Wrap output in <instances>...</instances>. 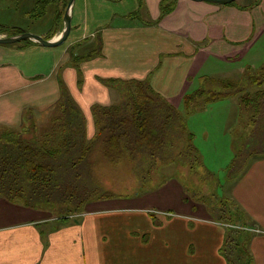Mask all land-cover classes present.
<instances>
[{"label":"rangeland","instance_id":"374dc122","mask_svg":"<svg viewBox=\"0 0 264 264\" xmlns=\"http://www.w3.org/2000/svg\"><path fill=\"white\" fill-rule=\"evenodd\" d=\"M244 1L235 0L233 3ZM39 4L30 5L26 0H0V23L29 31L24 27L37 23L41 27H49L57 22L52 18L51 8H44L39 13L41 10L36 9ZM251 5L248 7L252 8ZM139 14L142 19H150L147 13ZM250 16L255 23L250 38L237 42L235 46L225 42V57L219 56L220 48L217 46L208 49L213 51L211 55L204 52L199 57V64L195 62L189 70L193 75L189 79L191 84H158L156 88L169 98L181 114L187 115V127L196 133L194 143L200 147L202 164L198 168L197 165L192 166L194 159L190 156L170 159L159 166L154 163L152 166L155 167L149 165L148 169L144 161L143 165H136L137 168L128 159L112 164L101 160V149L96 146L84 165L88 173L86 176L89 177L86 179L89 194L85 199L80 200L78 196L63 201L59 198L41 199L33 203H25L22 198L7 199L26 207L46 223L52 221L55 229L76 225L81 240L83 236L87 242L102 248L103 255L91 250L90 257H102L112 264H129L133 258L146 262L151 261L146 258H154L152 264H184L187 246L189 252L193 247H200L199 243L203 242L221 248L228 229L223 223L225 212L233 214L229 210H235L229 191L233 189L236 177L243 173V169L239 172L244 166L243 160L247 158L245 165L251 164L259 158V153L264 152V123L258 117L254 118L253 108L243 107L238 94L189 114L184 95L202 87L212 88L213 83L204 80L206 75L244 85L248 84V76L260 73L264 67V6L251 10ZM212 40L208 39L207 42ZM19 42L12 44H23ZM84 42H90L89 51L101 52L100 35ZM75 48L72 47L71 51ZM162 57L163 54L155 59L150 58L147 69L155 67L151 63L153 60L158 65ZM79 60L76 61L77 83L74 84L72 80V84H68L61 79L58 99L40 115L33 113V106H30V110H26L24 123L15 126V129L26 125L36 129L45 126L52 115L58 112L60 103L66 100L67 107L74 105L83 115L86 136L89 140L92 138L95 132L92 106L122 100L123 93H120L118 86H124L109 84L108 77L92 69L85 70ZM143 73L139 72L138 75H147ZM54 87L55 84H35L30 87V92L54 96ZM259 87L253 86L249 91ZM18 93L16 89L9 94L16 96ZM254 137L263 139L253 143ZM235 155L241 157L239 167L230 170L229 165ZM205 168L211 174L206 173Z\"/></svg>","mask_w":264,"mask_h":264},{"label":"crops","instance_id":"0c3cea01","mask_svg":"<svg viewBox=\"0 0 264 264\" xmlns=\"http://www.w3.org/2000/svg\"><path fill=\"white\" fill-rule=\"evenodd\" d=\"M26 1L34 5L37 0ZM55 1L47 8H51L52 18L57 22L49 27L37 23L24 28L44 37L54 31L49 39L57 38L65 28V21L59 12L61 4ZM161 2L75 0L71 31L62 44L44 46L34 40L27 45L0 43V125L11 128L22 125L30 106L37 115L47 110L59 97L61 79L68 84L72 80L77 83V59L85 70H95L108 78L130 80L148 75L159 93L158 84H191L189 79L193 75L189 70L195 62L199 64V57L204 52L211 55L213 51L208 49L215 46L220 48L219 56L225 57V42L235 46L248 40L255 24L250 12L264 6V0L257 4L255 0H245L223 7L208 1L176 0L174 9L157 21ZM139 12L147 13L150 19H142ZM97 35L102 43L100 53L89 51L90 42H84ZM208 39L213 40L207 42ZM72 47H76L74 51ZM160 54H163L160 63L156 65L153 60L155 67L147 69L149 59ZM139 72L147 75H138ZM35 84H55L54 96L44 92L32 94L30 87ZM16 89L19 90L16 96L9 94ZM234 184L229 191L231 198L243 208L249 221L254 222L250 250L255 263L264 264V156L252 162ZM77 230L76 225L55 229L52 221L46 223L26 207L0 196V264H112L102 257L91 258V250L103 255L102 248L87 242L83 236L81 240ZM199 244L191 252L187 246L184 264H228L219 245ZM146 259L151 261L133 258L129 264L153 263L154 258Z\"/></svg>","mask_w":264,"mask_h":264},{"label":"trees","instance_id":"16d2710c","mask_svg":"<svg viewBox=\"0 0 264 264\" xmlns=\"http://www.w3.org/2000/svg\"><path fill=\"white\" fill-rule=\"evenodd\" d=\"M260 1L255 0L254 3ZM36 2L40 3L36 9L42 13L54 0ZM68 2L55 1L57 5L61 4L59 12L62 17ZM175 4L176 0H162L161 15L157 21L174 9ZM22 31L19 27L0 23V34L13 35ZM53 33L49 32L45 38H51ZM22 42L27 45L33 40ZM204 80L212 82L213 87H202L184 95L188 114L238 94L243 107L253 108L254 118L258 117L264 123V67L257 75L248 76V84L244 85L215 77L205 76ZM107 81L124 86H118L123 98L115 103L92 106L95 134L90 140L86 136L83 115L74 105L67 107L66 100L60 103L58 112L43 127L36 129L26 125L15 129L0 125V196L11 200L22 198L25 203L55 198L63 201L78 196L80 200L85 199L89 194V186H86L89 177L84 165L96 146L101 149V160L112 164L128 159L137 168L136 165H143L144 161L148 169L154 163L159 166L170 159L190 156L194 159L192 166L197 165L198 168L202 159L194 143V133L187 127V115L181 114L156 91L149 77L130 80L109 78ZM256 85L260 87L249 91ZM29 118L30 115L27 121ZM262 139L254 137L252 142H261ZM258 156H264V152ZM240 158L239 155L233 157L230 170L239 167ZM246 161L247 158L243 160L244 166L239 172L247 170L250 164L245 165ZM204 170L211 174L208 169ZM231 200L235 210H229L233 214L225 212L223 223L228 229L220 253L228 264H256L250 250L254 222L249 221L246 212L233 198Z\"/></svg>","mask_w":264,"mask_h":264},{"label":"water","instance_id":"95a60500","mask_svg":"<svg viewBox=\"0 0 264 264\" xmlns=\"http://www.w3.org/2000/svg\"><path fill=\"white\" fill-rule=\"evenodd\" d=\"M196 1H209L217 4H226L234 2L235 0H196ZM75 0H69L67 8L64 14L65 28L57 38L47 39L44 36L23 30L20 33L13 35H0V43H16L22 40H34L41 43L44 46H57L62 44L69 36L72 26V8Z\"/></svg>","mask_w":264,"mask_h":264}]
</instances>
